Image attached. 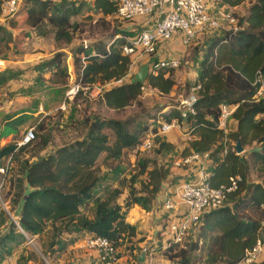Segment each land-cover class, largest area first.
<instances>
[{
  "label": "trees",
  "instance_id": "trees-1",
  "mask_svg": "<svg viewBox=\"0 0 264 264\" xmlns=\"http://www.w3.org/2000/svg\"><path fill=\"white\" fill-rule=\"evenodd\" d=\"M116 1L25 0L22 13L27 27L23 38L50 36L56 44H69L82 32L79 22L72 17L83 11L118 20L119 27L104 37L70 50L76 56L73 61L75 82L80 87L76 94L83 89L89 92L97 86L103 106L118 111L132 103L139 104L141 85L145 84L158 94H167L177 81L172 76L173 70L159 68L148 71L142 83L130 82L133 71L128 78L113 83L124 77L130 66V57L121 52L122 37L130 35L123 26L124 21L113 16ZM217 1L226 7L247 3L241 15L232 13L236 19L235 28L209 36L203 42L196 64L197 75L189 86L199 85L193 113L180 119L176 110H167L161 113L162 120L152 125H139L132 116L121 119L95 116L85 120L83 137L60 145L46 155H32L34 160L25 158L11 186L13 210L7 199L13 220L0 210V225L5 227L0 233V261L10 255L12 245L24 242L21 231L26 235H38L47 223L53 235L48 244L53 250L46 252L48 256L65 250L86 235L104 236L116 248L125 242V248L131 251L134 246L130 242L136 230L125 221L126 211L133 205L146 210L162 190V183L171 178L170 173L154 159H138L134 163L135 170L125 181L127 189L122 191L123 195L114 188L103 198L94 194L101 179L98 164H107L124 153L137 155L139 152L133 154L132 148L146 133H156L159 121L171 117L178 118L181 129L188 135L181 156L195 152L208 160L206 172L210 186L227 184L228 178L235 175L240 176V181L236 190L227 194L223 204L203 212L192 240L184 245L170 243L163 252L178 248L168 254V258L176 259L175 264L195 263L196 257L190 255L192 251H202L206 264H238L243 259L245 251L258 237L260 222L264 221V118H256L264 110V99L255 100L256 86L252 84L257 73L264 74V0ZM14 24V16L0 19L3 47L7 48L11 39L18 35L10 31ZM62 56L63 53L57 51L41 59L38 66L51 72L62 71ZM220 103L235 106L229 117L235 125L233 129L228 125L225 141L222 131L216 127ZM30 116L31 113L25 111L1 115L0 139ZM38 129L42 130L40 125ZM154 138L156 153L172 148L169 141ZM47 140V136L42 137L40 148ZM32 141L16 151L14 142L0 146V166L8 155H12L14 165V159ZM236 141L242 147L250 146L243 155L235 153ZM250 168L257 172L256 181L246 179ZM8 182L9 177L6 184ZM4 194L6 198L5 191ZM88 201H93V208L88 209ZM246 211H254L257 217H251Z\"/></svg>",
  "mask_w": 264,
  "mask_h": 264
},
{
  "label": "rangeland",
  "instance_id": "rangeland-1",
  "mask_svg": "<svg viewBox=\"0 0 264 264\" xmlns=\"http://www.w3.org/2000/svg\"><path fill=\"white\" fill-rule=\"evenodd\" d=\"M246 3L244 2L238 5L235 10L230 11L237 16L241 15L245 11ZM23 7L24 4L14 15L15 24L10 29L12 34L16 35L18 33V35L11 39L7 48L3 47L0 43V59L2 60L0 65V116L13 111L31 113L30 118L26 122L3 137V144L1 145L14 142L26 127L33 126L35 131V139L14 159V165L8 173L9 182L3 186V192L7 193L6 199L9 200L10 210H13L15 207L12 202L13 193L11 186L20 170V163L25 158L32 155H35V157L46 155L60 145L83 137L86 130L85 120L95 116L119 119L132 116L139 125L156 124V120H162L160 117L161 113L167 110H175L174 107L177 104L178 97L189 89L193 80L191 76H185V73H192L195 70V65L200 57V51L203 48L205 39L222 31V29H219L218 31L203 32L201 36L192 41L185 55L188 64L181 63L177 69L172 71V76L174 79L177 77V82H175L172 90L167 94H158L154 90L147 91L139 97V104L132 103L121 110L115 111L103 106L100 102L99 88L94 86L89 92L83 89L82 92L76 94L72 99L64 100V109H60L59 105L63 101L64 91L67 86L75 82L76 74L73 61H75L74 58L76 56L70 50H73L78 45H84L85 43H90V41L104 37L113 28L119 27V22L110 16L103 17L100 14L83 11L80 15L72 17V20L79 22L82 32L77 33L76 37L69 44H56L50 40V36L36 38L33 35H29L23 38V31L27 29L23 23ZM57 51L63 53L61 57L62 71L51 72L38 66L41 59H45ZM38 125L41 126L42 130L38 129ZM173 133L176 134V138L173 140L174 144H172V148L156 153L154 137H158L159 140H167L170 139ZM44 136H47L48 140L46 145L40 148L41 140ZM187 137L188 135L182 129H173L166 134L154 135L153 145L149 150L141 151L134 156L124 153L120 158L110 160L107 164H98V174L101 179L94 194H98L104 198L112 189L118 188L121 191L120 195H123L122 191H126L127 189L125 181L128 179L130 173L135 170L134 163L138 159H154L167 167L170 175H174L177 169L187 168V165L180 163L181 155L183 154L182 148L188 141ZM229 144H231L230 141ZM249 147L243 146V150L239 155H243ZM34 159V157H31V160ZM201 160L206 170L208 162L203 158ZM190 169L195 171L193 166ZM189 175L192 174L189 173ZM246 179L247 181H256L257 172L250 168ZM119 181L123 182L118 183ZM171 181L175 182L176 177H173ZM113 201H116V198ZM92 203L93 201L86 203V206H89L88 209ZM246 214L253 218L257 217L254 211H246ZM194 232L195 228L190 229L185 241L180 245H184L186 242L192 240ZM51 233L52 230L47 223L42 233L38 234L41 238L39 242L36 243L37 238L33 239L28 235L24 237V241H27L28 247L27 257L33 260L35 264H45L48 260L46 252L53 250L48 245L50 239L53 237ZM258 236L263 241L264 248V228L259 229ZM162 245L163 241L159 234L156 235L149 245H146V250H151L152 253L151 261L147 262V264H175L176 259L168 258V254H172L178 248H174L170 252H163ZM117 252L118 254L120 253L118 250ZM190 255L196 257V262L193 264H206L202 251H192ZM262 264H264V252Z\"/></svg>",
  "mask_w": 264,
  "mask_h": 264
},
{
  "label": "built area",
  "instance_id": "built-area-1",
  "mask_svg": "<svg viewBox=\"0 0 264 264\" xmlns=\"http://www.w3.org/2000/svg\"><path fill=\"white\" fill-rule=\"evenodd\" d=\"M25 0H1L0 19L5 16H14ZM113 16L122 20L130 21L138 17H149L147 28L139 30L134 36H123L124 43L121 52L130 57V66L124 77L116 79L113 83H119L131 75L132 67L141 54L152 55L155 51L157 41L169 39L175 32L182 34L184 45H188L195 33L222 31L235 28L236 19L232 11L217 0H117ZM181 63L188 62L181 57H164L155 59L148 65V71L163 68L168 70L177 69ZM252 84L256 86L255 100L264 99V74L257 73ZM199 85H192L186 94L177 99L174 107L179 118L183 119L187 114L193 113V105L196 100V91ZM80 89L77 82L70 84L64 91L63 101L59 105L64 109V100H70ZM153 91L145 84L140 86L141 95L147 91ZM235 106L226 103L219 104V113L216 119V127L222 131L223 139L229 130V117ZM264 118V110L256 115V118ZM181 129L178 118L171 117L167 121H159L156 133L148 132L132 148V153L146 151L152 148V138L156 134H165L170 130ZM34 139V127L24 128L19 137L14 141V151L19 147L29 144ZM180 163L189 167L193 166L195 171L192 180H184L175 188L176 198L164 200L162 208L168 212L167 226L163 234V245L170 243L182 244L190 229L195 228L201 215L208 209L215 208L224 203L228 193L236 190L240 176H230L227 184L212 187L207 181V172L204 168L201 156L198 153L181 157ZM13 165L12 155H8L0 166V210L8 216V200L4 196L3 186L7 182L9 170ZM181 207V210L179 208ZM260 228H264V221L260 222ZM21 233L27 237L25 233ZM77 248L91 250L94 252V264H117L118 252L113 243L104 236L86 235L75 242ZM263 241L256 238L253 246L245 251L243 259L238 264H256L263 260ZM142 255L147 262L151 261V250L142 249ZM47 264V262H45Z\"/></svg>",
  "mask_w": 264,
  "mask_h": 264
},
{
  "label": "crops",
  "instance_id": "crops-1",
  "mask_svg": "<svg viewBox=\"0 0 264 264\" xmlns=\"http://www.w3.org/2000/svg\"><path fill=\"white\" fill-rule=\"evenodd\" d=\"M227 8L230 10H235L237 6ZM149 22L150 18L147 16L138 17L130 21L123 22V26L129 32V34H131L130 36H134L139 30L147 28ZM201 33L203 32L195 33L193 39L191 40V42H189L188 45L183 44L182 34L179 31L175 32L167 40L157 41L154 53L152 55L141 54L132 67V71H137L138 67L143 63H147L149 65V63L155 59H161L164 57L185 58L188 50L187 48L194 39L201 36ZM1 61L2 60L0 59V65ZM197 69L198 67L197 65H195V70L192 73H185V76H191L193 80L197 75ZM234 125V121L229 122L230 129H233ZM175 138L176 134L173 133V135L170 137V139H167V141L174 144L173 140ZM2 139L3 138L0 139V146H2L1 144H3ZM201 158L208 162L204 155L201 156ZM189 173H191L192 175H189ZM194 175V171L191 170L189 166L185 169H177L174 175H170L171 178L168 181H164L162 183V190H160L157 194L154 203H152L146 210L138 207L137 205H133L126 211L125 221L133 225L136 230V235L135 237L131 238L130 242L134 246V248L131 251L126 249L125 242L119 245L117 247V250L120 252V255L118 254L117 264H146V260H144L145 258L142 255V249H144L146 245H149L156 237V235L159 234L161 238H163V234L167 226L168 212L162 208V202L164 200H174L176 198L175 188L177 187V185L184 180H192L194 178ZM173 177H176L175 182L171 181ZM90 206L91 208H93L92 204H90ZM179 210H181V207L179 208ZM4 229V225H0V233ZM28 236L33 239L37 238L36 243L41 239L38 235ZM27 248V241H24L17 245H12L10 255L1 260L0 264H35L33 260L27 257ZM46 262L47 264H94L95 257L93 251L79 249L76 247L75 243H73L67 246L65 250L56 251L53 254L49 255Z\"/></svg>",
  "mask_w": 264,
  "mask_h": 264
},
{
  "label": "water",
  "instance_id": "water-1",
  "mask_svg": "<svg viewBox=\"0 0 264 264\" xmlns=\"http://www.w3.org/2000/svg\"><path fill=\"white\" fill-rule=\"evenodd\" d=\"M148 75V64L147 63H143L142 65H140L137 69V71H135L130 79V82H136V83H142L146 80ZM234 150L236 154H239L240 152H242L243 148L240 145L239 141H236L234 144ZM10 219L13 220L12 215H9Z\"/></svg>",
  "mask_w": 264,
  "mask_h": 264
}]
</instances>
